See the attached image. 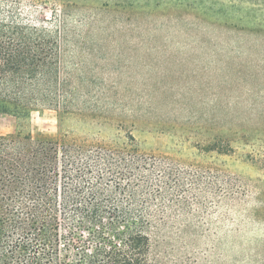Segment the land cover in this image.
<instances>
[{"label": "rangeland", "instance_id": "1", "mask_svg": "<svg viewBox=\"0 0 264 264\" xmlns=\"http://www.w3.org/2000/svg\"><path fill=\"white\" fill-rule=\"evenodd\" d=\"M17 2L31 22L65 25L64 72L84 108L61 121L0 111V135H131L141 152L238 178L228 224L168 243L190 264H264V0Z\"/></svg>", "mask_w": 264, "mask_h": 264}, {"label": "trees", "instance_id": "2", "mask_svg": "<svg viewBox=\"0 0 264 264\" xmlns=\"http://www.w3.org/2000/svg\"><path fill=\"white\" fill-rule=\"evenodd\" d=\"M17 6L0 0V111L27 118L49 108L61 121L84 108L64 72L67 30L56 17L31 22ZM239 182L141 152L131 135L1 134L0 264H190L169 237L228 224L245 196Z\"/></svg>", "mask_w": 264, "mask_h": 264}]
</instances>
